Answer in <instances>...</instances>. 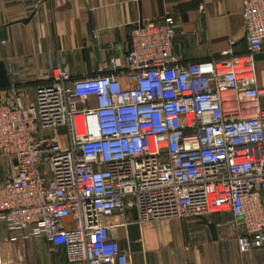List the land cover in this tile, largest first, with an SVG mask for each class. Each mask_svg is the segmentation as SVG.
I'll list each match as a JSON object with an SVG mask.
<instances>
[{
  "label": "built area",
  "instance_id": "built-area-1",
  "mask_svg": "<svg viewBox=\"0 0 264 264\" xmlns=\"http://www.w3.org/2000/svg\"><path fill=\"white\" fill-rule=\"evenodd\" d=\"M244 2V55L232 40L219 59L186 62L166 16L135 25L124 63L82 78L51 66L33 96L0 98V157L14 171L0 181V244L46 239L64 264H131L111 232L128 214L143 225L229 213L240 252L262 247L264 0Z\"/></svg>",
  "mask_w": 264,
  "mask_h": 264
},
{
  "label": "crops",
  "instance_id": "crops-1",
  "mask_svg": "<svg viewBox=\"0 0 264 264\" xmlns=\"http://www.w3.org/2000/svg\"><path fill=\"white\" fill-rule=\"evenodd\" d=\"M244 1L0 0V63L10 80L0 88V98L13 87L33 96L51 66L68 67L73 77L82 78L98 75L115 58L124 63L135 25L166 16L181 23L173 51L186 62L219 59L232 40L234 51L244 55ZM255 66L264 90V43ZM13 176L12 163L0 157V181ZM128 215L133 222L111 232L129 251L131 264H264V245L250 254L240 252L237 236L242 228L232 214L172 219L168 225H140ZM52 249L46 239L0 244L3 264H64Z\"/></svg>",
  "mask_w": 264,
  "mask_h": 264
},
{
  "label": "water",
  "instance_id": "water-1",
  "mask_svg": "<svg viewBox=\"0 0 264 264\" xmlns=\"http://www.w3.org/2000/svg\"><path fill=\"white\" fill-rule=\"evenodd\" d=\"M30 19L23 20L24 23H27ZM10 85V80L6 72L5 66L3 63H0V88L8 87Z\"/></svg>",
  "mask_w": 264,
  "mask_h": 264
},
{
  "label": "rangeland",
  "instance_id": "rangeland-1",
  "mask_svg": "<svg viewBox=\"0 0 264 264\" xmlns=\"http://www.w3.org/2000/svg\"><path fill=\"white\" fill-rule=\"evenodd\" d=\"M173 221L172 219H168V220H159L157 221L158 224H163V225H168V224H173Z\"/></svg>",
  "mask_w": 264,
  "mask_h": 264
},
{
  "label": "trees",
  "instance_id": "trees-1",
  "mask_svg": "<svg viewBox=\"0 0 264 264\" xmlns=\"http://www.w3.org/2000/svg\"><path fill=\"white\" fill-rule=\"evenodd\" d=\"M40 84H41V82H40Z\"/></svg>",
  "mask_w": 264,
  "mask_h": 264
}]
</instances>
